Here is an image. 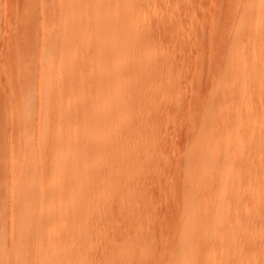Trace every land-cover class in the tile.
<instances>
[{"label": "bare ground", "instance_id": "obj_1", "mask_svg": "<svg viewBox=\"0 0 264 264\" xmlns=\"http://www.w3.org/2000/svg\"><path fill=\"white\" fill-rule=\"evenodd\" d=\"M151 2L42 1L38 79L13 65L26 94L18 95L17 114L0 119V152L9 164L0 169V264H264V226L252 227L264 225V143L255 136L264 114L251 110L244 120L238 113L231 139L215 133L229 123L224 98L236 92L237 108L249 109L251 94L264 92V0H229L247 38L232 42L219 78L225 80L214 84L219 91L231 86L223 99L216 91L197 103L202 109L178 160L180 178H164L174 214L160 225L151 218L153 204L143 208L135 196L127 197L141 183L133 170L138 146L131 140L142 126L141 116L129 117L127 107H140L147 100L145 79L168 66L167 58L153 60L157 51L141 41L153 30L139 24ZM51 7L58 11L54 17ZM25 16L16 39L27 47L37 20L31 9ZM166 84L170 92L173 82ZM243 129L254 149L238 153ZM228 140L231 149L219 163L217 153ZM247 192L250 199L241 203ZM241 208L245 217L233 221Z\"/></svg>", "mask_w": 264, "mask_h": 264}, {"label": "rangeland", "instance_id": "obj_2", "mask_svg": "<svg viewBox=\"0 0 264 264\" xmlns=\"http://www.w3.org/2000/svg\"><path fill=\"white\" fill-rule=\"evenodd\" d=\"M42 1L0 0V119L3 121H8L12 115L18 113V95L26 94L25 90L17 85L13 65L22 74L32 70L35 79H38L40 66L37 55L43 46L40 39V24L45 18ZM230 3L229 0H152L150 4L143 6L145 17L139 24L152 26L153 30L141 36V41L147 44L148 49L157 51L158 54L153 57V60L167 58L165 61L168 60V66L164 72L155 77L149 74L145 79L144 94L147 100L144 99L140 107L131 105L127 107L129 109L126 112L129 117L135 118L139 115L142 123L137 130L138 136H134L131 140L133 146H138L139 161L137 165H134L133 170L139 174L141 183L139 186L129 188L127 197L133 199L135 196L136 202L143 208H149L153 204L152 212L147 210L157 225L163 223L168 214H171L172 209L169 210L168 207L171 205L174 207L175 200H171L174 198L173 192L169 191L164 178L166 173L173 175V178L177 180L180 178L181 170L177 169L180 163L178 160L182 158V154L190 144V131L193 124L191 121L201 113L202 107L197 105L199 99H207L217 91L221 100L231 88L227 85L228 83H225L219 91V87L214 85L217 80L223 82L225 80L219 78L226 73L227 53L232 42L236 38L241 40L247 38V35L243 33L244 27L238 26V18L231 14L235 5ZM29 9L33 10L37 21L31 34L28 33L27 47H24L25 44L21 45L16 35L18 24L28 19L27 16L24 17V13ZM47 12L52 17L58 13L53 7ZM252 22L254 18L251 19ZM143 75L146 76L148 73L145 72ZM163 81L173 82L170 92L167 90V88L170 89L168 87L170 85H163ZM96 82L95 79L92 80L91 88ZM155 88H163L165 93L157 94L159 91ZM254 93L248 99L249 109L237 108L241 99L236 92L222 100L227 106L229 123L224 130L219 129L215 132L216 137L221 138L225 134L230 139L233 137L235 134L233 126L237 121L238 113L244 120L251 110L260 113L259 115L264 114V92L258 98ZM36 102L35 98L34 106ZM2 132L4 139L8 142L11 134L6 129ZM248 135L249 132L246 129L239 132L242 149L238 153L254 149L253 143L246 144ZM255 136L257 142L264 143V127L257 128ZM231 146L232 141L228 140L223 147L219 148L217 153L219 163L223 161L224 153L229 152ZM4 156H6L5 153L0 152L2 171L7 170L9 166L4 161ZM232 156L230 158L234 161L239 158V156ZM2 179L0 175V184ZM240 190H242L241 187ZM139 194L141 199L137 197ZM240 199L241 203L249 200V192L244 193ZM119 213L120 211L117 210L116 215L123 219L124 215ZM245 214L246 209L241 208L231 219L242 220ZM167 219L170 221V218ZM263 226L262 222L252 224L253 230H259ZM110 229L113 232L116 227ZM113 235L120 240L121 237L117 231Z\"/></svg>", "mask_w": 264, "mask_h": 264}]
</instances>
